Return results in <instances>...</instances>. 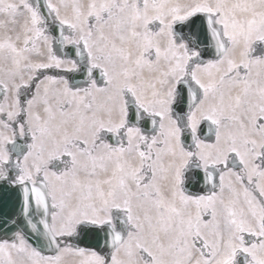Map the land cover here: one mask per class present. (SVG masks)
Here are the masks:
<instances>
[{
    "label": "bare ground",
    "instance_id": "1",
    "mask_svg": "<svg viewBox=\"0 0 264 264\" xmlns=\"http://www.w3.org/2000/svg\"><path fill=\"white\" fill-rule=\"evenodd\" d=\"M49 2L59 19L75 28L88 64L106 76L104 82L93 79L79 90L45 78L28 105L31 126L42 132L38 146L23 161L26 175L65 146L73 154L70 168L59 174L46 172L57 203L55 232L61 234L62 226L82 221L100 223L110 219L114 206L128 205L134 229L115 253L120 264H232L237 249L252 255L251 264H264V239L246 245L241 238L243 231L264 237V0ZM24 4L25 0H0V66L11 118L17 113L18 88L40 68L60 63L50 52L48 37L39 39L33 49L26 48L39 18L22 10ZM198 11L218 16L230 46L220 59L195 69L204 97L192 121L217 120L218 141L206 145L205 155L214 160L233 149L242 168L225 172L219 193L193 201L179 192L183 156L170 117L164 127L170 131L173 151L159 152L149 183H143L141 157L134 150L120 161L118 151L104 153L100 145L88 156V147L70 139L89 138L99 123L110 119L121 122L123 100L130 93L147 107L154 103L165 112L186 51L184 42L176 40L173 24ZM12 138L11 128L0 119V154H5L4 146ZM207 208H211L208 218ZM195 235L202 236L210 252L193 242ZM24 245L26 252L3 243L0 264H35L29 257L33 248ZM65 252L53 263L77 264V258Z\"/></svg>",
    "mask_w": 264,
    "mask_h": 264
},
{
    "label": "flooded vegetation",
    "instance_id": "2",
    "mask_svg": "<svg viewBox=\"0 0 264 264\" xmlns=\"http://www.w3.org/2000/svg\"><path fill=\"white\" fill-rule=\"evenodd\" d=\"M32 1V0H29ZM47 32V27L43 26L41 30ZM75 31L67 27L64 36L68 43L74 42ZM36 38L30 43L29 47L35 46ZM55 59L60 60L59 64H55L46 71L36 73L28 83L19 88L16 95V106L18 109L14 118H10L5 110V94L6 87L3 81V74L0 71V117L2 121L12 128L15 140H21L25 144L27 153L23 157H19L9 145L5 148L6 154L10 160H13V165L6 170L1 169L0 172L6 175H13L16 178L27 176V170L24 167V158L38 146V136L41 134L39 127H32L29 122L28 105L36 95L39 83L45 78L64 81L67 88L71 90H79V84H74L71 81L72 72H79V63L70 60L57 53L52 52ZM193 57L190 56V60ZM71 61V65L66 63ZM189 61L186 60V63ZM214 60H209L211 62ZM201 65V64H200ZM195 66L189 68L191 75ZM105 76H103V81ZM96 80V79H95ZM102 81V82H103ZM89 83V82H88ZM88 83L86 85H88ZM5 89V90H4ZM173 102H176L178 91L172 92ZM124 114L121 122H114L110 119L109 122L99 123L95 132L89 137L83 139H70L81 144L88 150V156L91 155L96 147L102 145L104 153H113L118 151V158L121 161L122 156L129 151L134 150L141 157V170L143 175V183H149L152 178V163L157 159L159 152L172 153L173 146L170 145L168 139L169 131L164 127L165 115L175 121L176 131L179 134L177 143L179 154L183 156V163L179 173V192L187 200H199L204 197H211L220 192L223 185V176L227 170L238 171L242 167L241 160L237 151L231 149L223 158L214 160L208 159L205 155L206 145H216L220 134V127L217 120L208 117H202L198 122L192 121L193 111L185 114V118L181 119L169 107L165 112L157 110L152 105L148 107L137 100L133 94H128L123 100ZM136 111L138 122L131 121V112ZM154 120V123L149 124V121ZM186 139V140H185ZM68 143V142H67ZM74 159L72 150L68 147L61 148L58 152L52 153L49 156L47 164L37 163L32 173L28 172L34 180H45L49 182L46 172L54 171L57 174L73 165ZM54 212H56V202H52ZM128 205L123 207L114 206L110 212V219L100 222L98 225L104 226L109 224L110 228L118 230V223L125 222V232L120 238L119 247L126 241L130 232L134 229V223L131 219ZM206 217L210 216L211 208L205 210ZM67 239V245L59 249L54 255H43L34 249L31 260L35 264H57L53 263L62 256L65 250L66 254L74 255L77 258V264H114L119 259L115 258L117 249H85L75 247L70 238L78 239L79 225L71 231H65L60 235ZM193 242L199 244V248L210 252V248L204 244L201 235L193 236ZM144 252V251H142ZM83 253V254H82ZM45 258L41 261L40 258ZM238 264V260L236 261Z\"/></svg>",
    "mask_w": 264,
    "mask_h": 264
},
{
    "label": "water",
    "instance_id": "3",
    "mask_svg": "<svg viewBox=\"0 0 264 264\" xmlns=\"http://www.w3.org/2000/svg\"><path fill=\"white\" fill-rule=\"evenodd\" d=\"M35 4L38 6L41 17L46 23L51 24L50 32L55 39V48L61 53L76 57L84 64L85 51L82 48L66 47L63 44L62 25L53 23L45 0H37ZM175 33L179 41L186 39L191 48L197 47L202 52V58H216L225 52L226 43L222 38L221 26L217 23L215 16L209 13L198 12L185 21H177ZM95 73L101 79L100 72ZM90 75L91 70L83 66L79 75L73 76V81L79 84L85 83ZM187 89L188 87H182L181 104L177 105L176 109L189 107ZM21 147L22 144L18 143L17 148L21 149ZM51 211L52 206L45 182L14 183L0 177V240L5 238L11 240L17 232H21L35 248L45 254H54L59 247V240L50 226ZM80 231L83 234V237L79 238L80 246L92 248L107 244L108 248H111L116 242L113 239L114 233L107 228L100 230L92 227V224H84ZM244 258H242V264H245Z\"/></svg>",
    "mask_w": 264,
    "mask_h": 264
},
{
    "label": "rangeland",
    "instance_id": "4",
    "mask_svg": "<svg viewBox=\"0 0 264 264\" xmlns=\"http://www.w3.org/2000/svg\"><path fill=\"white\" fill-rule=\"evenodd\" d=\"M36 23L37 24L39 23L38 20H36ZM37 35H42V34L38 33ZM3 163H8V160L6 158H5V160H3V162L0 160V165L3 164ZM53 201H55V196L53 197ZM69 228H70V226H62V229H69ZM11 244H12L13 247L19 248V250L21 252H26L25 246H24V242L22 240H18L16 242H12ZM0 248L4 249L3 243L0 244Z\"/></svg>",
    "mask_w": 264,
    "mask_h": 264
}]
</instances>
